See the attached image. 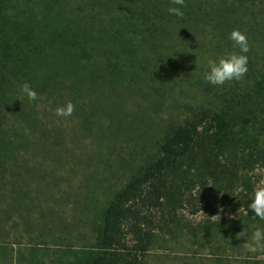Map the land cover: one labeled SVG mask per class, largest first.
Wrapping results in <instances>:
<instances>
[{
    "label": "rangeland",
    "instance_id": "374dc122",
    "mask_svg": "<svg viewBox=\"0 0 264 264\" xmlns=\"http://www.w3.org/2000/svg\"><path fill=\"white\" fill-rule=\"evenodd\" d=\"M205 26L204 35H183L174 50L161 49L162 55L177 51L180 57L171 60L177 63L170 68L173 78L161 93L150 90L156 87L150 77L129 66L110 77L87 65L54 95L42 96L30 120L16 122L15 146H6V172L0 176V264L86 262L97 252L104 210L155 159L165 136L198 105L216 95L230 97L258 76L264 34H257L255 24ZM233 29L248 37V71L239 81L212 86L202 78L206 59L238 51L228 39ZM69 101L71 115L57 116L56 107ZM211 149L217 154L215 145ZM236 150L226 143L219 153L218 169L226 170L221 178L203 168L180 175L163 208L150 216L154 235L140 264H264V249L242 247L245 234L264 230V220L247 218L237 206L241 193L252 197L264 181V152L247 146ZM235 152L238 156L229 160ZM246 154L252 156L249 162Z\"/></svg>",
    "mask_w": 264,
    "mask_h": 264
},
{
    "label": "trees",
    "instance_id": "16d2710c",
    "mask_svg": "<svg viewBox=\"0 0 264 264\" xmlns=\"http://www.w3.org/2000/svg\"><path fill=\"white\" fill-rule=\"evenodd\" d=\"M169 7L180 5L173 0H0V176L6 172V146H15L16 122L30 120L42 96L54 95L87 65L110 77L129 66L150 77L156 84L150 90L161 93L173 78L170 68L177 63L171 60L180 58L177 51L162 55L161 49L174 50L183 35H204L207 23L215 30L255 24L257 34H264V0H184L182 17L170 15ZM25 82L37 92L36 100L29 102L21 93ZM242 86L230 97L216 95L198 105L165 136L155 159L104 210L97 252L83 264H140L154 235L150 216L163 208L180 175L203 168L221 178L226 170L218 169L219 153L226 143L236 151L247 146L264 152V65ZM234 156L238 153H230L229 160ZM245 156L249 162L252 156ZM251 198L241 193L237 200L250 219L255 217L248 207Z\"/></svg>",
    "mask_w": 264,
    "mask_h": 264
},
{
    "label": "clouds",
    "instance_id": "9594fccd",
    "mask_svg": "<svg viewBox=\"0 0 264 264\" xmlns=\"http://www.w3.org/2000/svg\"><path fill=\"white\" fill-rule=\"evenodd\" d=\"M173 3L180 5V7H169L167 9L168 13L182 17L184 13L181 9L184 5V0H173ZM228 39L233 42V48H238V51H227L220 56H209L206 59V66L202 78L212 86L224 85L225 82L239 81L248 71L249 58L247 53L250 50V45L246 33L240 29H233L228 34ZM20 91L26 96L29 102L37 99V92L27 82L20 86ZM73 109L74 106L69 101L63 106L56 107L55 113L57 116H70ZM248 207L255 216L264 220V181H261L254 188ZM243 237H247L246 242L242 243L245 252H256L257 250L264 249V230L255 228L251 231L250 237L247 234ZM237 238L239 239L241 237L237 236Z\"/></svg>",
    "mask_w": 264,
    "mask_h": 264
}]
</instances>
